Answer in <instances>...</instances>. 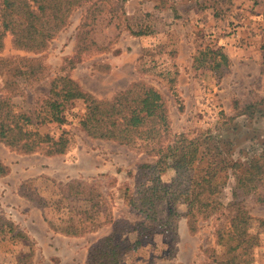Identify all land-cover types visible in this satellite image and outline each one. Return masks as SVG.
I'll return each instance as SVG.
<instances>
[{"label":"rangeland","instance_id":"obj_1","mask_svg":"<svg viewBox=\"0 0 264 264\" xmlns=\"http://www.w3.org/2000/svg\"><path fill=\"white\" fill-rule=\"evenodd\" d=\"M93 1L74 8L39 54L14 47L10 34H4L0 96L8 91L16 110L35 115L50 79L57 75L70 76L99 98L134 81L157 88L170 116L164 144L181 133L194 139L199 174L209 163H218L215 180L221 185L206 199L221 205L197 212L195 228L189 230L185 216L169 217L167 205L161 203L158 219L146 221L142 237L137 238L136 230L116 233L122 245L131 246L121 264H218L224 248L215 243L214 230L227 204L242 201L254 218H264V184L243 194L234 180L254 157L264 163V0H121V9L110 6L115 0ZM140 30L142 34H135ZM203 49L221 50L227 64L209 65L219 59L211 55L204 62L194 60ZM20 58L39 60L46 75L31 83L11 76L9 66ZM249 103L256 104L252 115L236 114L235 104ZM62 113L64 123L38 127L54 137L67 132L64 157L24 155L0 142L2 164L13 166L0 178V216L29 237H13L0 220V264H86L88 247L110 231L112 221L134 226L143 219L128 207L123 192L135 190L138 165L157 156L147 155L145 145L86 135L79 124L84 113L80 99L68 102ZM219 164L226 167L220 169ZM78 174L81 179L76 180L92 189L91 200L64 196L66 184ZM173 176L167 166L161 180L168 184ZM183 208L180 204L177 210ZM41 217L60 230H91L67 237L48 228ZM256 224L252 229L259 232L260 246L254 249V264H264V227ZM31 247L33 255L26 258Z\"/></svg>","mask_w":264,"mask_h":264},{"label":"trees","instance_id":"obj_2","mask_svg":"<svg viewBox=\"0 0 264 264\" xmlns=\"http://www.w3.org/2000/svg\"><path fill=\"white\" fill-rule=\"evenodd\" d=\"M88 1L90 0H0V48L3 44L2 37L8 32L14 47L39 54L66 25L72 10ZM110 6L121 9L122 2L115 0ZM142 33V30L135 32ZM208 55L219 58H213L209 65L219 67L221 62H228L226 54L219 49L200 50L194 60L204 62ZM44 71L43 65L34 58H20L8 69L11 76L23 78L30 83L45 76L47 72ZM12 97L13 94L8 91L0 96V142L17 153H40L47 156L64 154L70 142L67 132L61 131L54 137L40 131L38 126L49 122L64 123L62 112L65 105L80 99L84 103V113L79 124L86 135L128 146L145 145L148 146L145 149L147 155L157 156L153 162L138 165L140 178L135 190L125 188L123 192L128 207L138 212L143 219L134 226L121 224L119 220L112 221L111 232L89 247L86 264H121V257L131 246L122 245L115 238L116 233L136 230L139 239L145 234L146 221L158 219L157 206L161 203L167 205L169 217L185 216L189 230L195 228L197 212L202 213L208 207L211 211L221 205L213 199H206L218 191L221 185L215 180L218 163H209L204 173L199 174L194 166L199 160L198 144L194 139L181 133L164 144L163 139L170 134V116L165 97L154 86L144 81H134L110 97L99 98L82 89L70 76L57 75L50 79L48 90L37 103L39 109L35 115L34 111L16 110ZM255 103L242 107L235 104L236 114L252 115ZM259 159L254 157L243 172L234 175L235 186L243 194H250L264 184V163ZM167 166L174 170V176L165 184L161 180V174ZM219 167L223 169L226 166L219 164ZM5 173L7 167L0 160V175ZM92 192L83 181L75 178L66 184L64 196L84 195L86 200H91ZM96 195L101 196V192L97 191ZM180 204L184 207L182 212L177 210ZM225 209L226 214L214 230L215 243L224 248V256L218 264H254V249L260 246V238L259 232L252 229V223L256 221L257 226L264 227V218H254L242 201H233ZM44 219L54 232L69 236H78L91 230H60ZM0 220L9 226L13 237L29 238L27 233L10 220L3 216H0ZM32 255L31 247L25 257L31 258ZM20 261L19 264H24Z\"/></svg>","mask_w":264,"mask_h":264},{"label":"crops","instance_id":"obj_3","mask_svg":"<svg viewBox=\"0 0 264 264\" xmlns=\"http://www.w3.org/2000/svg\"><path fill=\"white\" fill-rule=\"evenodd\" d=\"M32 154H34V153L24 154V155H32ZM38 154H40V153H38ZM40 155L43 156V157H45V158H53V157H58V156H62V157H64L65 154L54 155V156H47V155H43V154H40ZM5 165H6V167H7V173H5L4 175H0V178H2V177H4V176H7L8 173L11 171V169H13V166H12V165H10V164H5ZM28 176H30V175H28ZM28 176H27V177H28ZM74 178H79V179H81V175L78 174V176H74ZM19 195H20V194H19ZM19 195H18V196H19ZM41 220L46 224V226H48V224H47V222L45 221L44 217H41ZM48 228H49V226H48ZM111 230H112V223H110V231H109L108 233H110ZM108 233H106V234H108ZM106 234H104V235H106ZM63 235H64V236H67V237H71V236H69V235H65V234H63ZM72 237H75V236H72ZM88 249H89V247H88ZM88 249H87V251H86V256H87V253H88ZM85 262H86V258H85ZM85 262H84V263H85Z\"/></svg>","mask_w":264,"mask_h":264}]
</instances>
